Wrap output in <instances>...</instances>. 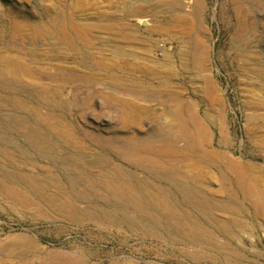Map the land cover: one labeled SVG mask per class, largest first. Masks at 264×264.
Masks as SVG:
<instances>
[{
  "label": "rangeland",
  "instance_id": "1",
  "mask_svg": "<svg viewBox=\"0 0 264 264\" xmlns=\"http://www.w3.org/2000/svg\"><path fill=\"white\" fill-rule=\"evenodd\" d=\"M15 66L28 70L24 83L34 99L64 104L90 155L101 152L103 138L121 146L136 145L129 137L150 138L159 145L169 134L168 123L159 127L170 109L195 115L205 148L220 155L222 169L190 158L170 163L210 203L206 217L187 211L185 223L216 237L218 247L224 232L237 255L175 244L150 232L146 221L129 226L122 218L132 213L122 209H110L115 224L74 221L51 209L39 214L0 193V264H264L255 197L243 199L224 180L237 174L224 170L232 163L264 192V0H0V79ZM172 97L178 101L169 102ZM0 98L9 112L37 107L25 94L0 91ZM120 101L147 113L126 132ZM8 135L0 131V147L10 140L17 151L25 148ZM45 164L21 160L14 168L38 173L33 167ZM12 166L0 160V168ZM166 189L180 199L172 186Z\"/></svg>",
  "mask_w": 264,
  "mask_h": 264
},
{
  "label": "bare ground",
  "instance_id": "2",
  "mask_svg": "<svg viewBox=\"0 0 264 264\" xmlns=\"http://www.w3.org/2000/svg\"><path fill=\"white\" fill-rule=\"evenodd\" d=\"M27 73L25 67L15 66L1 74L0 91L25 94L27 102L35 101L37 104L33 113L9 112L0 98V131L8 132V136L12 135L25 146L17 151L10 140L1 142L0 160H5L9 166L13 165L9 169L0 168L1 194L23 207L35 206L39 214L51 209L74 221L85 217L115 224L119 220L110 209H122L132 213L122 218L129 226L134 227L146 221L150 232L171 236L175 244L210 247L215 253L227 258L237 255L224 232L225 241L218 247L216 237L208 238L203 230L185 223L187 211H196L206 217L210 203L203 199L200 191L185 186L180 181L181 169L170 163L190 158L196 162L212 163L220 171L222 169L218 165L220 155L205 148L208 138L203 123L195 115L186 117L170 109L165 117L169 120L163 121L159 127L161 131L165 130V123H168L169 134L159 138V145L150 138L129 137L135 142L134 146L113 144L103 138L99 143L101 152L90 155V152L82 150L80 134L83 131L75 130L70 123L64 104L34 99L27 93L29 87L24 83ZM168 101L175 103L178 99L172 97ZM120 104L126 110L120 115L121 131L126 132L147 115L143 110L141 113L134 111L130 102L120 101ZM43 109H46L45 112H42ZM199 137L204 141L202 145L197 143ZM21 160L36 164L46 161V164L39 168L33 167L38 169V173H34L32 168H14V164ZM125 165L144 173L145 178L141 179L138 173L127 171ZM224 170L237 171L233 180H224L231 183L243 199L255 197L252 206L264 221V192L257 191L248 183L241 167L229 163ZM163 185L166 188L167 185L172 186L180 199L174 198ZM222 204L229 206L226 201ZM79 207L84 210L80 211ZM186 228H193L189 237L182 234Z\"/></svg>",
  "mask_w": 264,
  "mask_h": 264
}]
</instances>
